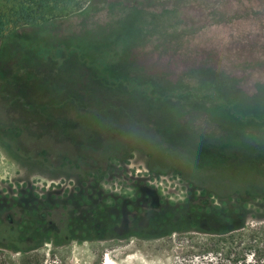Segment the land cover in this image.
Instances as JSON below:
<instances>
[{
  "label": "trees",
  "instance_id": "16d2710c",
  "mask_svg": "<svg viewBox=\"0 0 264 264\" xmlns=\"http://www.w3.org/2000/svg\"><path fill=\"white\" fill-rule=\"evenodd\" d=\"M150 3L88 0L85 8L57 28L58 22L47 17L80 3L2 0L0 128L23 135L30 127L37 128L31 144L40 154H53L69 165L81 151L99 154L107 167L112 158L140 149L151 172L180 176L189 192L179 207L153 210L152 225L136 226L127 236L158 238L195 231L210 236L201 248L219 255V264H264V254L257 251L249 260L244 252L259 245L264 252V225L250 230L251 237L244 233L253 213L247 206L259 208L260 214L253 217L264 221V193L241 187L228 195L213 186L215 171L246 164L264 178V158H259L264 146L253 142L264 132V102L206 70L192 71V81L176 82L137 71L131 58L135 37L141 34L148 42L155 32L163 30L161 37L168 28L167 13L157 15ZM9 26L13 31L4 34ZM114 71L122 73L108 76ZM91 130L100 133L98 141L89 137ZM52 133L72 138V150L47 144L46 139H54ZM235 138L250 142L249 158L231 149ZM199 188L208 198L217 191L219 206L196 196ZM73 202L69 207L48 202L38 209L32 207L36 203L30 195L0 200V251L28 253L52 238L55 245L82 241V222L90 218L99 224L94 233L100 240L118 236L109 218L119 211L120 202L109 207L92 200L89 205ZM61 206L65 210L59 223L51 226L46 217L54 216ZM231 246L235 251L223 252Z\"/></svg>",
  "mask_w": 264,
  "mask_h": 264
},
{
  "label": "rangeland",
  "instance_id": "374dc122",
  "mask_svg": "<svg viewBox=\"0 0 264 264\" xmlns=\"http://www.w3.org/2000/svg\"><path fill=\"white\" fill-rule=\"evenodd\" d=\"M149 1L152 6H157V15L167 13L168 28L165 33H162L161 41L170 44L161 51L166 55L164 57H167L171 62L182 61L196 64L197 59L202 58L206 50L212 47L214 33L209 32L210 30L203 32L208 29L207 26L210 24L208 16L213 18L212 21L216 28L222 27L225 22L237 21L234 23L235 31H242L243 38L244 36L254 37L258 30L264 31V0ZM75 2L80 5L72 6L68 11L47 17V20L58 22L56 25L58 28L70 14L73 15L78 10L85 8L88 0H75ZM1 4L2 0H0ZM201 4L206 6L207 11L201 7ZM211 6L213 8L210 13L208 9L210 10ZM13 29L10 26L6 27L4 34L11 33ZM161 32H155L151 37L157 39ZM224 32L221 29L220 34ZM140 35L135 37L136 42L131 49L134 68L157 80L155 76L157 71L150 67L143 68L145 69L143 71L138 66V62L141 60L139 57L143 56L139 48L143 46L144 49H147V56L155 55L159 49L155 45L157 42L151 39L148 42H143V37ZM123 37L125 38L124 35ZM133 49L137 51V54ZM241 57L240 54L233 58ZM255 58L263 60L264 54L259 57H251V59ZM167 71L168 79L173 82L179 78L192 81V71L183 70V68L168 69ZM121 73L114 71L108 76L113 74L118 76ZM236 88L243 91L250 89V86L243 79ZM254 95L257 101L264 102V87H257ZM91 128L94 129V127ZM37 131V128L30 127L26 131V135H23V132L20 134L10 133L0 128V200L6 202L13 198L30 195L36 203L32 206L35 208L44 207L48 202H60L67 207L70 206L69 201H74L73 204H78L76 202L81 201L83 204L89 205L88 201L92 200L95 204L103 203L102 205L108 207L113 206V202H120L119 211L109 218L111 226L116 230L118 236L113 239L100 240L94 233V229L99 228L97 227L99 224L95 219L90 218L82 222L80 231L82 241L55 245L52 238L39 249L28 253L0 251V264H219L216 259L219 255L204 252L201 248L202 242L210 237L206 234L195 231L175 232L158 238L126 235L133 232L136 226L148 227L152 225L153 210L179 207L178 203L183 202L186 199V193L189 192L180 176L167 177L154 174L148 169L146 154L136 148L127 156L120 155L112 158L113 160L107 167L103 165V159L99 154L95 152L83 153L82 151L77 154L78 156L76 155L77 157H74L75 154L73 155L71 158L73 163L69 165L65 160L58 159L59 157L53 154L48 156L40 154V150L32 145L31 139L37 135ZM94 132L96 131L91 130L89 137L95 136L92 139L98 141L101 135L99 132L97 134ZM51 136L54 139H46L47 144H51L53 148L57 149L72 150V138L60 133H52ZM253 142L264 146V132L254 138ZM249 143L244 139L235 138L232 139L231 149L249 158L252 153L248 148ZM85 144L90 146V142ZM259 158L263 159L264 154L261 153ZM102 167L107 169H102ZM258 173L251 170L247 164L245 167L235 166L229 171H215L213 186L223 189L228 195L235 191V188L241 187H244L243 191L253 190L263 194L264 178ZM212 192L215 196H211V198L202 193L200 188L192 193L199 196L200 199L212 200L215 206H219L220 203L216 196L218 193L217 191ZM208 203L205 201L203 204L208 206ZM202 207L199 209L200 212L203 211ZM248 207L252 208L253 213L246 220L248 229L244 233L251 237L253 234L250 230L263 226L264 221H257L253 217L260 214L259 208L251 205ZM56 210L57 213L54 216L46 217V221L51 226L59 223L61 212H64L65 208L61 206ZM104 220L108 221L107 218ZM226 251L233 252L235 249L231 246L229 249H223V252ZM257 251L258 254H264L261 245L257 249H249L244 252L249 253L248 258L251 260L253 253Z\"/></svg>",
  "mask_w": 264,
  "mask_h": 264
},
{
  "label": "flooded vegetation",
  "instance_id": "af4514ba",
  "mask_svg": "<svg viewBox=\"0 0 264 264\" xmlns=\"http://www.w3.org/2000/svg\"><path fill=\"white\" fill-rule=\"evenodd\" d=\"M201 7L207 11L206 6L201 4ZM211 8H213V6L210 7V10L208 9L209 12ZM157 10L158 9H156L155 12H157ZM209 17L210 19H208V22L210 24L207 26L208 29L203 30V32L210 30L209 32L214 33L212 47L206 50L202 58L197 59L196 64L182 61L171 62L167 57H164L166 55L161 50L169 46L170 43H163L161 41V36L159 40L154 37L149 38V40L151 39L157 42L155 45H157L159 49L155 55L147 56V49H144L143 46L139 48L143 56L139 57L138 54V57L141 58L138 62V66L140 69H147L150 67L154 71H157L158 73L155 76L157 80L160 81L169 80L167 70H174L175 68H183V70L189 71L206 70L212 72L216 76L218 75L221 78L230 80L235 87H238V84L245 79L250 89L242 90L246 95L253 96L256 93L257 87H264V59H251V57H259L264 54V31L258 30L254 34V37L244 36L243 38L242 31H235L236 26H234V23L237 21L232 20V22H225L222 27L219 28L218 26V28H216L212 21L213 18L211 16L207 18ZM204 24L206 25L207 23ZM221 29L225 31L223 34H220ZM133 51L137 54L135 49H133ZM240 54L242 55L241 58H233Z\"/></svg>",
  "mask_w": 264,
  "mask_h": 264
}]
</instances>
